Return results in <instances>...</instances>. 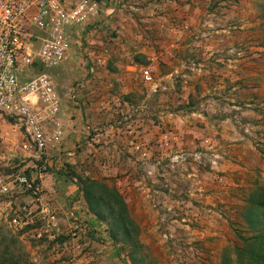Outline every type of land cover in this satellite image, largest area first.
<instances>
[{"label": "rangeland", "instance_id": "1", "mask_svg": "<svg viewBox=\"0 0 264 264\" xmlns=\"http://www.w3.org/2000/svg\"><path fill=\"white\" fill-rule=\"evenodd\" d=\"M85 1L66 59L31 68L54 87L51 107L30 95L45 147L0 113V179L32 183L0 193V262L239 264L243 212L264 198V0ZM34 203L57 214L40 238ZM117 204L128 234L109 232Z\"/></svg>", "mask_w": 264, "mask_h": 264}, {"label": "built area", "instance_id": "2", "mask_svg": "<svg viewBox=\"0 0 264 264\" xmlns=\"http://www.w3.org/2000/svg\"><path fill=\"white\" fill-rule=\"evenodd\" d=\"M94 12L93 5L85 0H0V113L17 117L39 148L45 147L46 142L39 118L31 110L30 95H37L51 107L55 93L49 74L40 70L31 76V68L37 64L48 69L63 62L74 29ZM142 76L145 80L151 78L148 70ZM15 186L31 189L32 183L23 173L12 181L0 179V193ZM33 206L41 220L33 236L40 238L56 228L57 214L47 204ZM32 211L22 207L11 223L24 228L28 224L24 218ZM70 215L74 217L71 211Z\"/></svg>", "mask_w": 264, "mask_h": 264}, {"label": "trees", "instance_id": "3", "mask_svg": "<svg viewBox=\"0 0 264 264\" xmlns=\"http://www.w3.org/2000/svg\"><path fill=\"white\" fill-rule=\"evenodd\" d=\"M83 189L88 207L92 212L101 217L104 213L98 208L103 201L97 200L89 188L83 187ZM120 206L117 204L115 210H109L114 215L109 232L112 233L115 230H119V232L128 234L129 227L126 223L127 215L124 209L123 211L121 210ZM107 208H111L110 205H107ZM243 219L252 231V234L248 237H238L241 241V245L236 247V253L240 261L239 264H264V198L253 199L251 205L243 212ZM17 263L11 260H3L0 262V264ZM222 263L231 264L225 257Z\"/></svg>", "mask_w": 264, "mask_h": 264}, {"label": "crops", "instance_id": "4", "mask_svg": "<svg viewBox=\"0 0 264 264\" xmlns=\"http://www.w3.org/2000/svg\"><path fill=\"white\" fill-rule=\"evenodd\" d=\"M73 191V189H72V187L70 186V188L69 189H67V190H65L64 191V195L65 196H69L70 194H71V192ZM61 195V194H60ZM42 198H45L46 200H48V201H50V202H54V203H58V205H60L59 204V202H61L62 200H63V196L61 195L60 196V198H57L54 194H49V195H47V194H43L42 195ZM56 198V199H55ZM56 203V204H57Z\"/></svg>", "mask_w": 264, "mask_h": 264}]
</instances>
